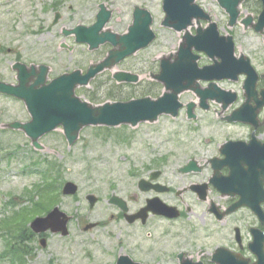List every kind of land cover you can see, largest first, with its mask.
<instances>
[{"label": "rangeland", "instance_id": "rangeland-1", "mask_svg": "<svg viewBox=\"0 0 264 264\" xmlns=\"http://www.w3.org/2000/svg\"><path fill=\"white\" fill-rule=\"evenodd\" d=\"M101 3L114 13L108 27L120 33L131 24L134 7H146L154 16L153 29L157 38L148 48L114 70L105 71L90 86L79 88L78 95L97 104L114 99L146 97V94L159 97L163 94L164 87L152 75L159 73L161 58L177 52L184 35V32H176L162 25L165 18L163 0H0V39L9 41L14 37L18 40L16 46L27 43L29 54L37 60H45V64L50 67V78L75 69L86 70L96 61L85 60V50L88 49L77 45L74 37L64 36L62 27L70 29L80 22L93 23ZM198 3L203 4L205 9L213 10L216 17L213 19L218 23L221 33L234 36L237 55H248L258 72L264 73L263 36L240 24L230 28L229 17L216 0H198ZM253 5V2L249 3L253 11L249 6L241 7V18L256 11V6ZM56 12H60L63 18L58 25L52 26ZM205 25L203 22V26ZM191 31L195 33V28H191ZM28 33L31 35L26 38ZM63 44L75 48L74 51L61 48ZM9 46L12 45L5 44V47ZM101 52L102 58L108 50L103 49ZM202 57L201 65L211 63L207 57ZM8 65L10 68L11 64ZM118 70L138 73L141 81L129 85H119L115 81L106 84ZM6 71V67L0 69L5 78L10 74L13 77L12 72L9 74ZM244 80L242 77L237 82L224 81L220 86L225 90L235 91L242 97ZM203 85L206 86L204 83ZM181 101L187 104L197 102L198 98L194 92L188 91L181 95ZM233 108L234 106L227 112ZM216 109L221 111L220 106L213 107L209 113L197 111V121L188 120L183 111L178 118L162 116L156 123H142L135 128H85L74 146L69 145L64 130L60 127L45 135L40 140L43 150H37L23 131L4 128L5 124L31 119L25 104L16 98L0 95V264H12L6 260L7 246L18 229L29 225L36 217L46 214L55 206H61L69 215L75 216L70 225L71 235L66 238L52 236L48 251L33 253L29 264H92L95 259L89 254L88 239L93 232L85 233L83 227L86 223L93 222L95 217L105 214L106 209L100 205L95 212H91L85 195L93 193L106 198L111 190H115L123 196L138 194L139 204L144 203L149 193L138 190V179L134 176H145L149 174V169L155 168L156 152L166 154L177 150L169 142L176 141L175 138L179 137L182 143L176 145L193 149L189 143L196 135H200L204 138L211 137L213 141H217V146L225 133L243 130L241 127H225ZM190 127L201 132L194 133L195 135L186 133ZM189 153L186 150L182 157ZM45 177L47 178L44 179ZM69 181L79 186L80 193L77 196L70 198L56 193ZM38 194L40 196L37 197ZM149 233L152 234L150 240ZM143 241L147 248L154 247V219L150 221V229L143 231ZM128 254L143 263L155 261V252L154 255L136 256L128 250Z\"/></svg>", "mask_w": 264, "mask_h": 264}, {"label": "flooded vegetation", "instance_id": "flooded-vegetation-1", "mask_svg": "<svg viewBox=\"0 0 264 264\" xmlns=\"http://www.w3.org/2000/svg\"><path fill=\"white\" fill-rule=\"evenodd\" d=\"M256 1L253 6L260 10L262 3ZM247 4L249 6L248 2L243 6ZM42 10L44 12L45 8ZM206 10L212 18L215 17L212 9ZM252 13L251 15L256 17V12ZM113 14L109 23L113 19ZM95 21L91 24L80 22L74 28L90 27ZM59 23L55 24L53 20L52 26ZM131 24L127 25L123 33L128 31ZM44 28L47 29L42 27ZM62 30L64 31V27ZM29 33L26 34V38L31 35ZM17 41L14 37L9 41L0 39V69L6 67V73L12 72L13 75V77L11 74L7 75L5 78L0 73V82L10 85L18 84L17 65H25L28 68L46 65L45 60H37L29 54L27 43L16 46ZM7 43L12 46L5 47ZM74 49L70 47L71 51ZM103 49L109 52L112 47L107 44ZM92 55L94 52L89 48L85 50V60ZM31 60L34 62H30ZM262 88L264 81L259 83V89ZM241 103L242 100L235 103L230 112L216 109L218 110L216 113L222 119ZM215 106L218 105L210 103L208 111H198L209 113ZM221 112H224L223 117L220 115ZM260 119L264 123V110ZM223 123L225 127H241L243 130L225 133L217 146L215 145L217 141H213L211 137L196 135L189 143L193 149L176 145L181 144L179 137H176V141L169 143L177 150L166 154L156 152L159 156H155L153 197L155 202L173 208L176 215L172 218L167 219L155 214L150 215L147 224L142 221L130 223L128 216L136 215L145 207V204H139L138 194L123 196L111 190L106 198L98 196L97 204L94 208L90 206V210L95 212L98 206L103 205L106 212L95 217L92 221L96 226L85 232L90 234L93 232L92 237L88 239L89 254L95 259L92 264H119L122 258L126 264L128 258L133 262H140L129 255L128 250L134 252L136 256L154 255L155 252V261L148 264H264V124L257 129L253 125L240 122ZM185 132L194 134L201 131L190 127V130ZM198 140L200 141L197 142ZM227 144L233 145L225 149L224 146ZM186 150L190 152L189 155L182 157ZM187 167L189 171L183 173L182 170ZM153 172L154 170L149 172V177ZM56 193L59 194L61 191ZM114 198L121 200L119 202ZM152 219L155 220V241L152 243L154 247L147 248L144 245L142 231L150 226ZM89 223L91 222L86 225ZM52 236L58 235L47 234L48 245L42 248L40 245L42 237L35 234L30 241L34 253L39 250L48 251ZM148 236L150 240L152 234L149 233Z\"/></svg>", "mask_w": 264, "mask_h": 264}, {"label": "water", "instance_id": "water-1", "mask_svg": "<svg viewBox=\"0 0 264 264\" xmlns=\"http://www.w3.org/2000/svg\"><path fill=\"white\" fill-rule=\"evenodd\" d=\"M196 0H165L164 10L166 18L163 25L182 32L186 31L180 49L176 55L164 57L161 61V72L155 78L165 86V93L154 100L150 97L132 100L129 102L106 103L101 106L83 101L76 95V89L88 86L99 73L106 69H113L125 58L134 55L139 50L147 48L156 38L151 29L153 19L147 10L136 8L135 21L126 35H117L110 30L103 32L106 23L110 20L111 12L102 5L101 12L97 16V23L90 28L78 27L72 31H65L66 35L76 34L79 43H87L91 49H97L101 44L110 42L115 49L110 51L109 56L101 63L92 66L88 73L82 75L80 71L63 75L46 85L45 75L47 69H43L44 79L39 80L32 86H27L31 75L27 74L25 66H16L20 71V85L18 87L0 83V92L17 96L27 106L32 120L28 123L15 122L8 127L22 130L32 140L37 149H43L40 139L46 134L55 131L60 126L64 131L70 146L79 139L83 128L89 126L117 127L120 125H131L136 127L143 122H156L161 115H172L176 117L183 104L179 100L180 94L192 90L201 98V105L205 109L209 107L208 100H216L224 103V109L237 97L236 93L223 91L217 84H210L209 88L202 89L199 83L202 81H213L224 78L237 80L240 74L248 76L245 82V95L247 103L227 119L229 121L244 120L246 122H257L256 110L264 106V90L262 99L258 98L257 81L258 74L251 66L250 59L245 55L235 57V43L233 37L220 36L218 26L212 23L207 29L199 28L197 35L189 32L194 19L200 24L201 19L211 20L203 9L195 3ZM222 7L230 14L229 26L237 23L240 11L239 5L244 0H219ZM264 5V0H262ZM246 27L252 26L257 32L264 34V9L257 24L253 23L252 17L243 21ZM118 47V49H117ZM193 49L205 52L215 64L210 67L200 68L197 60L199 56L193 53ZM173 58H175L174 61ZM216 58L221 59L217 62ZM32 75L34 70L31 71ZM115 79L118 82H139V76L127 72H117ZM42 85L41 89H37ZM255 101L256 108L250 106ZM194 104L189 105V116L195 117L193 113ZM155 179V177H153ZM78 186L72 182L66 184L64 192L66 195H75ZM90 199H94L90 197ZM92 205L95 204L91 200ZM151 204H155L153 201ZM154 206V205H153ZM70 218L67 214L56 208L47 217L37 218L31 224L36 233H45L51 230L53 233L69 235L68 223ZM94 225H89L86 230ZM41 245L46 247L47 240L43 238ZM126 264V263H121ZM131 264V262H130Z\"/></svg>", "mask_w": 264, "mask_h": 264}, {"label": "trees", "instance_id": "trees-1", "mask_svg": "<svg viewBox=\"0 0 264 264\" xmlns=\"http://www.w3.org/2000/svg\"><path fill=\"white\" fill-rule=\"evenodd\" d=\"M121 100V99H118ZM34 234L25 225L18 229L7 246V262L12 264H27L28 258L33 254L34 247L31 245Z\"/></svg>", "mask_w": 264, "mask_h": 264}]
</instances>
